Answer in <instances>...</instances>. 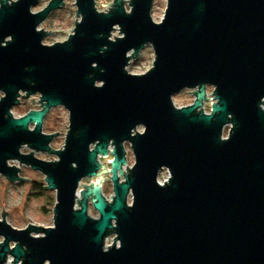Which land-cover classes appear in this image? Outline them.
Returning a JSON list of instances; mask_svg holds the SVG:
<instances>
[{
  "label": "water",
  "instance_id": "water-1",
  "mask_svg": "<svg viewBox=\"0 0 264 264\" xmlns=\"http://www.w3.org/2000/svg\"><path fill=\"white\" fill-rule=\"evenodd\" d=\"M96 1L76 0L74 32L47 45L54 33L39 27L65 0L37 13L40 0H0V176L25 182L27 166L56 192L52 227L15 228L3 210L0 264L8 255L13 264H264V0H167L160 23L154 0H102L109 13ZM117 28L122 37L112 40ZM147 45L153 67L129 73ZM208 86L218 102L207 115ZM185 90L194 103L177 108L173 98ZM36 95L40 109L15 117ZM56 107L69 114L59 150L52 143L60 134L44 132ZM125 144L134 155L128 174ZM109 152L106 170L99 157ZM103 168L111 202L103 178L81 184ZM163 169L172 175L164 187Z\"/></svg>",
  "mask_w": 264,
  "mask_h": 264
},
{
  "label": "rangeland",
  "instance_id": "rangeland-1",
  "mask_svg": "<svg viewBox=\"0 0 264 264\" xmlns=\"http://www.w3.org/2000/svg\"><path fill=\"white\" fill-rule=\"evenodd\" d=\"M17 1V0H13ZM52 0H40V2L33 7V12L37 13L43 10ZM106 4H113L114 0H103ZM131 1V0H124ZM96 8L99 12L109 13L108 7H101L102 0L96 1ZM76 0H65V7L60 8L52 12L48 18L40 25L39 30L50 33L53 35H46L44 43L47 45H53L57 42H65L69 36L74 32L77 23L81 21V16L77 17ZM130 3H125V8L128 13L131 12ZM167 7V0H154L152 7V17L157 23H160L165 16ZM106 10V11H104ZM122 37L120 29L113 31L111 39ZM132 56V53L129 55ZM155 60L154 50L151 45H147L138 55L137 58H132L127 71L131 74L142 75L149 71ZM208 90L213 92V88L209 87ZM3 94H0V99ZM39 95L32 96L27 100H23L22 103L13 109L15 117H22L31 110H39ZM174 105L177 108H183L190 106L194 103V97L191 94V90H185L173 98ZM69 126V114L65 108L56 107L51 110L44 122V132L47 134L59 133L53 143L54 149H62L65 144V135L68 132ZM142 130V128H140ZM228 130H226L227 133ZM129 151L130 163H134V155L130 146L126 147ZM23 153H30L29 149H24ZM37 157L48 160L56 161L55 155H48L38 153ZM52 158V159H50ZM12 165L20 167L18 162H12ZM22 176L28 179L25 182L11 183L8 179L0 176V219L2 218L3 210L8 213L7 222L13 227L18 229L27 228L30 224L41 227H52L54 225V207L56 205V192L50 189L42 190V195L37 196L34 193L38 192L34 187V183L42 184L43 188L46 187L45 176L27 166H22ZM85 183L86 180H85ZM113 190L109 189L106 193L107 196L112 195ZM132 202V201H130ZM45 208V209H44ZM89 213L91 216L97 218L98 213L90 206ZM38 236H42L39 234ZM3 242V238L0 237V243ZM14 248V244L11 245Z\"/></svg>",
  "mask_w": 264,
  "mask_h": 264
},
{
  "label": "built area",
  "instance_id": "built-area-1",
  "mask_svg": "<svg viewBox=\"0 0 264 264\" xmlns=\"http://www.w3.org/2000/svg\"><path fill=\"white\" fill-rule=\"evenodd\" d=\"M117 29H118V28H117ZM213 94H214V89H213V92H210V91L208 90V88H207V98H208V102H204V106H203V112H204L205 114H207V115H208V114H211V112H212V104H215V103L218 102V101L215 99V98H216L215 95H213ZM22 101H23V100H21V103H22ZM262 107H263V109H264V105H263ZM201 110H202V109H199V111H201ZM232 128H233V125H232V124H228V125H226V126L224 127V131H223V139H227V138L229 137V135H230V131H232ZM226 130H228L227 133H226ZM137 131H138V132H143V129L140 130V128H138ZM134 134H135V132H134ZM126 145H128V144H125V146H126ZM23 147H24V148L21 149V152H22V153H23V150L26 149V148L30 150V153L34 152V151L31 150L28 146H23ZM113 148H114V146H112V142H111L110 145H109V151L112 152ZM126 149H127V148H126ZM110 152H109V155H108L107 157H99V161H100V163L106 166V170H110V163L113 161V157H112V155H111ZM34 153H35V154H38L37 152H34ZM25 154H28V153H25ZM127 158H128V150H127ZM12 162H18V161H10V162H9V165H10V166H15V165H12ZM18 163H19V162H18ZM19 164H20V163H19ZM127 167H128V168H132V166L130 165L129 161H128V165H127V166H124V170H125L126 173L128 174ZM102 170L105 171L104 168H103ZM100 172H101V170H100ZM100 172H98V173H100ZM99 175H100L99 177L94 178L92 181H90V183L93 182V183H95V184H99V182H100L99 178L101 177V174H99ZM170 178H172V175H171V173L169 172V170H168V169H163V170L160 172L159 176H158V183H159V185L164 187L166 182H167V183H170V182H169V179H170ZM95 179H96V180H95ZM121 180L123 181V178H122ZM83 183H84V184H90V183H85V180H84L81 184H83ZM102 186H103V185H102ZM80 190H81V188H80V189L78 190V192H77L78 197H79ZM102 191H103V188H102ZM103 194H104V193H103ZM104 196L106 197V199H107L109 202H111V198L113 197V194L110 195V196H107V195L104 194ZM130 201H132V197H131V195H130L129 198H128V203H129V205H132V202H130ZM114 224H115V223H114ZM117 237H118V235H117L116 233H113L112 235L106 237V239H105V243H104V248H105V250H109V247H113V245H114V239L117 238ZM116 247H120V241H119V240L116 241ZM11 248H12V246H11ZM14 261H15L14 258H13L11 255H8V259H7V263H6V264H13ZM18 264H22V262H20V263H18Z\"/></svg>",
  "mask_w": 264,
  "mask_h": 264
},
{
  "label": "flooded vegetation",
  "instance_id": "flooded-vegetation-1",
  "mask_svg": "<svg viewBox=\"0 0 264 264\" xmlns=\"http://www.w3.org/2000/svg\"><path fill=\"white\" fill-rule=\"evenodd\" d=\"M57 43H60V42H57ZM56 44V43H55ZM54 45V44H53ZM208 88H209V86H208ZM128 145H126V147H127ZM128 150V149H127ZM128 161H129V163H130V159H129V151H128ZM133 162L132 163H130V165L131 166H133ZM100 172V171H99ZM99 174H101V177L99 178V180L101 179V178H103V186H102V188H103V193L106 195V193H107V191L109 190V189H111V190H113V185H112V182H111V175H109V174H105V172H104V170H102L101 169V172L99 173ZM96 180V179H95ZM87 183H90V181H86ZM114 193V192H113ZM112 193V194H113ZM93 208V207H92Z\"/></svg>",
  "mask_w": 264,
  "mask_h": 264
},
{
  "label": "trees",
  "instance_id": "trees-1",
  "mask_svg": "<svg viewBox=\"0 0 264 264\" xmlns=\"http://www.w3.org/2000/svg\"><path fill=\"white\" fill-rule=\"evenodd\" d=\"M34 187L36 190H39L38 192L34 193V195L41 196L42 190H45L46 188H43L42 184L35 182ZM45 209V208H44Z\"/></svg>",
  "mask_w": 264,
  "mask_h": 264
}]
</instances>
